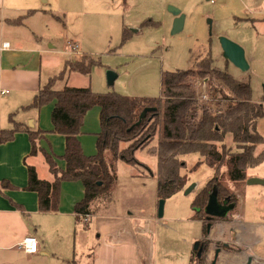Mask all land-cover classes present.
I'll return each instance as SVG.
<instances>
[{
	"label": "rangeland",
	"instance_id": "374dc122",
	"mask_svg": "<svg viewBox=\"0 0 264 264\" xmlns=\"http://www.w3.org/2000/svg\"><path fill=\"white\" fill-rule=\"evenodd\" d=\"M4 1L5 15L24 14L23 9L29 5L51 11L55 19L49 18L52 23L39 21L38 17L33 19L43 35L41 47L44 53L40 55L43 71L46 68L56 76L58 72L55 71L62 70L64 61L82 57L99 62L89 76L70 74L64 82L56 83L53 87L56 91L63 87L89 88L94 93H115L128 98H160L162 78L166 73L195 70L197 62L210 57L215 69L226 70L235 80L249 83L252 101L264 106V0ZM169 7L176 8L184 16L183 29L178 34L172 35L173 17L168 12ZM146 21L156 25L145 27ZM124 31L131 34L122 42ZM221 37L242 48L249 67L246 73L225 63L218 42ZM68 45H77L78 49L72 54ZM108 73L116 76L111 86L106 80ZM201 83L198 84V100L206 102L208 90ZM14 114L15 118L26 114L31 115V120L38 117L36 110ZM26 124L30 126L29 122ZM158 136L159 130L135 152L136 164L117 162L116 183L110 193L104 194L92 206L90 214L94 212L93 217L89 215L79 225L63 217L58 222L57 235L50 231L51 224L41 225L43 236L48 237L43 239L44 244L50 243L53 252L33 259L31 264H66V261L71 263L73 257L77 264H89L99 245L118 248L139 236H143L140 245L144 247V253L149 251L147 264H190L192 253L197 252L193 247L203 240L211 247L205 264L211 263L213 250L217 248L220 249L217 264H236L238 258L248 255L245 245L235 249L228 240L234 242L231 235L239 237L240 229L250 225L240 221L264 222V186L245 184L243 192L237 193V198L231 202L234 204L232 212L225 219L210 223L206 235L203 209L194 207L192 210L191 204L196 193L214 180V174L205 165L192 172L199 159L197 155H188L181 159L185 168L180 171L187 175L188 183L181 193L163 200V216L158 219L161 201L156 193L158 166L156 157L151 154L157 146ZM87 137L95 141V135ZM41 143L49 150V143ZM125 147L126 144L120 145V148ZM262 148L258 147V153ZM52 153L54 161L61 167L58 156ZM26 163L35 169L40 180L53 181L42 152L29 157ZM247 175L264 182V162L248 170ZM191 184L196 188L185 196L184 191ZM260 234L259 244L253 246L264 256V227ZM224 242L235 249L233 254L227 253L222 246ZM195 256L199 260L197 254ZM258 264H264V261Z\"/></svg>",
	"mask_w": 264,
	"mask_h": 264
},
{
	"label": "trees",
	"instance_id": "16d2710c",
	"mask_svg": "<svg viewBox=\"0 0 264 264\" xmlns=\"http://www.w3.org/2000/svg\"><path fill=\"white\" fill-rule=\"evenodd\" d=\"M32 13L7 23L22 25ZM151 25L156 23L146 21L143 24L145 27ZM130 34L124 31L122 42ZM197 63L195 70L166 73L162 78L160 98L140 99L115 93H94L89 88L54 90V85L70 74L89 76L92 68L99 64L88 57L65 61L62 70L48 79L31 104L22 108L40 111L51 106V130H33L15 123V114H11V128L0 131V144L12 142L17 134H25L30 144L29 157L37 152L44 155L53 181L40 180L35 169L27 166V183L22 190L37 195L38 212L57 213L62 185L80 183L83 198L74 206V222L81 224L91 215L93 204L112 191L117 180V162L136 164L135 152L149 142L157 130L158 142L151 154L157 160L156 193L159 200H167L185 189L188 178L180 173L185 168L181 159L197 155L199 160L192 172L205 165L213 172L214 180L195 196L191 207L202 210L212 186L216 188L219 200L234 202L237 193L243 192L249 178L248 170L264 162V106L252 101L249 83L235 80L226 70L215 69L210 57ZM225 63L228 64L226 60ZM200 82L208 90L206 102L198 100ZM95 108L99 110L95 154L86 156L78 138L86 114ZM145 108L156 111L149 113L136 127L139 114ZM48 134L64 139L63 154L56 157L61 167L54 161L52 150L40 147L42 141L48 143ZM121 144L126 147L120 148ZM260 146L263 148L258 153ZM193 263L205 264V258L197 260L192 253L190 264Z\"/></svg>",
	"mask_w": 264,
	"mask_h": 264
},
{
	"label": "crops",
	"instance_id": "0c3cea01",
	"mask_svg": "<svg viewBox=\"0 0 264 264\" xmlns=\"http://www.w3.org/2000/svg\"><path fill=\"white\" fill-rule=\"evenodd\" d=\"M42 3L45 1L42 0ZM4 9L5 1L0 0V48L2 44H9L8 50L0 51V131L11 128L9 122L11 114L31 111H24L22 108L29 106L38 90L47 83L48 79L55 76L46 68L43 71L41 67L40 55L44 53L41 47L43 35L38 31L37 21H33L35 17H38L39 21L46 20L52 23L49 20L52 17L51 11L41 9L37 5H29L23 9L24 14L5 15ZM28 12L33 13L23 21L22 25L12 26L7 23ZM19 29H27L29 32L22 33ZM49 50L54 49L52 47ZM51 109V106L42 108L38 111L36 120H31L29 114L16 115L14 122L25 126H28L26 123L29 122L28 127L31 129L49 132L52 128L49 120ZM98 116L97 108L86 114L81 135L78 138L86 156L95 154L96 134L99 131ZM87 135H95V141ZM46 140L49 143V149L58 157L63 154L64 139L61 136L48 134ZM40 147L46 149L42 143ZM29 153L30 144L25 134H17L12 142L0 144V264H31L33 259L48 256L53 251L50 250V243L44 244L43 239L48 237L43 236L41 225L51 224L53 227L50 231L57 235L60 229L59 220L63 217L74 220V206L83 198V188L80 183H65L61 187L58 212L47 214L38 212L37 195L22 191L27 183V166L29 165L26 161ZM93 215L94 212H91V217ZM239 223H250V225L240 229L239 237L231 235L235 243L230 240L228 242L235 245V249L245 245L249 253L246 252L248 255L244 258H238L236 264L263 262L264 256L254 250L253 244H259L258 238L261 239L260 233L264 222L250 219L248 222L242 220ZM26 237L36 239L37 253L35 255H26L18 249V244ZM141 240L143 236L118 248L99 245L98 248L95 247L89 264H147L149 251L145 250L144 253V247L140 245ZM224 243L227 244V242ZM72 259L73 264H77L75 257ZM66 264L72 263L66 261Z\"/></svg>",
	"mask_w": 264,
	"mask_h": 264
},
{
	"label": "water",
	"instance_id": "95a60500",
	"mask_svg": "<svg viewBox=\"0 0 264 264\" xmlns=\"http://www.w3.org/2000/svg\"><path fill=\"white\" fill-rule=\"evenodd\" d=\"M168 12L173 17L172 35L180 33L184 25V16L180 13L179 10L173 7H169ZM132 33H136V32H132ZM218 42L222 52L223 59L226 60L229 64H231L234 68H236L240 72L246 73L249 70V67H248V63L244 58V51L242 50V48L224 37L219 38ZM115 78H116L115 75H113L112 73H108L106 76L107 84L111 86L115 81ZM155 111L156 109L154 108L143 109L139 114L138 121L136 122L135 126L136 127L139 126L149 113H155ZM245 184L247 186H264L263 181L253 178H249ZM195 188L196 185L191 184L184 191V195L188 196L192 191L195 190ZM228 203H229L228 200H224L222 204L218 203L216 188H213L212 193L208 197L207 204L203 212L209 220H212L214 218L223 219L234 208V204H228ZM163 207H164V201L161 200L159 202V207L157 211L158 219H161L163 216ZM206 230L207 232L209 231V225L207 226ZM197 249H198V243L195 244V246L193 247V251H197ZM199 256H200V250L197 252V258H199ZM211 264H215V262H212Z\"/></svg>",
	"mask_w": 264,
	"mask_h": 264
},
{
	"label": "flooded vegetation",
	"instance_id": "af4514ba",
	"mask_svg": "<svg viewBox=\"0 0 264 264\" xmlns=\"http://www.w3.org/2000/svg\"><path fill=\"white\" fill-rule=\"evenodd\" d=\"M189 187V186H188ZM187 187V188H188ZM200 192V191H199ZM198 192V193H199ZM198 193H196V195L198 194ZM212 193V190L210 191V193H209V195ZM216 193H217V191H216ZM195 195V196H196ZM209 195H208V197H209ZM207 200H208V198H207ZM224 200H227V199H224ZM224 200H222V201H218V196H217V201H218V203H220V204H222V202L224 201ZM206 204H207V202H206ZM228 204H231L230 202L228 203ZM206 206V205H205ZM205 208V207H204ZM204 208H203V210H204ZM192 210H193V208H192ZM232 212V211H231ZM204 213V212H203ZM229 214V213H228ZM227 217V216H226ZM225 217V218H226ZM225 218H223V219H225ZM204 219H205V221H206V228H207V226L209 225V228H210V226H211V224L210 223H214L216 220H222V219H217V218H214V219H212V220H209L208 218H207V216L204 214ZM206 228H205V232H206V235L209 233V231L207 232V230H206ZM218 242V241H217ZM223 245V247H224V249H226V251H227V253L229 252V253H231V254H233L234 252H235V249L234 248H232L229 244H226V243H222ZM210 247V245H208V243H207V240H203L202 242H198V249H197V252L200 250V257H199V259H201L202 258V255L204 256V258H206L207 256V254H208V248ZM210 251H211V247H210V249H209ZM210 251H209V253H210ZM197 252L195 253V255L197 254ZM219 252H220V249L219 248H217V249H214L213 250V256H212V260H211V263L212 262H215V264H217V258H218V255H219ZM210 263V264H211Z\"/></svg>",
	"mask_w": 264,
	"mask_h": 264
},
{
	"label": "built area",
	"instance_id": "2783aa9c",
	"mask_svg": "<svg viewBox=\"0 0 264 264\" xmlns=\"http://www.w3.org/2000/svg\"><path fill=\"white\" fill-rule=\"evenodd\" d=\"M68 48L73 53L78 49L77 45H68ZM9 44H2L0 51L8 50ZM18 249L26 255H35L37 253V241L33 237L24 238L19 244Z\"/></svg>",
	"mask_w": 264,
	"mask_h": 264
}]
</instances>
